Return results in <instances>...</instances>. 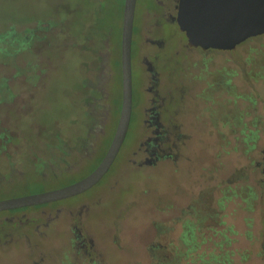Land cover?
Listing matches in <instances>:
<instances>
[{
  "label": "rangeland",
  "instance_id": "374dc122",
  "mask_svg": "<svg viewBox=\"0 0 264 264\" xmlns=\"http://www.w3.org/2000/svg\"><path fill=\"white\" fill-rule=\"evenodd\" d=\"M123 1L0 0V200L57 189L95 167L90 162L49 181H40L33 169L60 139L87 136L90 97H103L93 109L98 142L113 138L121 113ZM145 5L153 7L155 0L138 1L135 34L153 24L152 17L145 23ZM165 26L171 36L156 67L174 97L169 106L178 111L183 144L177 159L142 168L133 163L150 134L142 112L150 106L149 75L139 59L154 53L135 35V102L122 152L96 186L58 202L91 199L87 226L80 220L79 227L92 247H74L76 224L65 213L53 214L56 220L45 227L47 215L29 210L25 218L42 225L32 230L33 247L25 238L17 242V221L0 220V264H161L179 257L180 264H203L200 255L264 264L257 256L260 242L247 237L264 233V35L231 52L194 49L184 62V34Z\"/></svg>",
  "mask_w": 264,
  "mask_h": 264
},
{
  "label": "flooded vegetation",
  "instance_id": "af4514ba",
  "mask_svg": "<svg viewBox=\"0 0 264 264\" xmlns=\"http://www.w3.org/2000/svg\"><path fill=\"white\" fill-rule=\"evenodd\" d=\"M138 1L136 7L135 22L138 14L137 11ZM180 1L181 0H155V5L153 7L145 5L144 6V14L146 18L145 23L146 24L148 23L147 22L148 17H152L153 24H150V27L146 25L147 30H146V26H144L143 27L144 31L139 30L140 29L139 27L136 34H135V27H136L135 23L133 25L134 26L133 41L135 35H138L137 36L138 45L144 42L150 44L151 47L154 49L153 51L154 53L151 55L152 57L139 56L141 67H143L145 71L143 75H145L146 73L149 75V85L145 90H147V92L151 94L150 106L143 107L142 110L143 118H144L143 122L145 125H147L150 134L146 137L145 141L138 146V150L135 151L134 153L135 156L141 155V159L139 161L133 160V163L139 165V167L141 168L144 166L156 165V163L163 158L169 157L171 159L172 158L177 159V152L180 151L179 146L183 144L182 142L183 135H179L181 126L179 125L178 118L174 116V114L178 112L176 111L177 107H175L173 110L172 108H170V106L174 104V97L170 91L164 90L162 86L161 73H159L156 67V63L159 61L158 56L168 47L169 44L168 37L171 36L170 34L164 32L165 31L164 28L166 27L165 25H167L168 28H170L171 26H175L178 31H181L180 26L177 24ZM182 33L185 36V41H180L179 43L183 46L181 50H184V56L186 57L184 59L183 58L181 59L185 62L190 52H194V49L201 51L200 50L201 48H195L190 46L186 34L184 32ZM236 49L229 50V52L235 51ZM181 50L180 51L178 50L176 52L177 56L181 55L182 53ZM214 51L217 50H208L207 52L212 53ZM221 52H225V51H221ZM133 56L134 54H133V44H132L133 85H135V77L137 73L134 67L135 65H134ZM101 61L103 63L102 58ZM89 99L93 101V104L91 106H88V110L86 111L87 117L91 120V124H89L86 128L88 133L87 136L85 134L84 137L82 136L74 137L73 140L71 138L69 139L64 138V140L60 139L58 145L54 146V148H51V146L48 148V151H50L48 157L44 158L38 156L39 160H37L34 163L33 169L34 172L38 175L40 181H49L50 179L58 178L60 176L72 175L74 173L81 171L90 162L93 163L96 162L95 167L91 169L87 174L57 189L70 186L89 176L100 165V163L103 161L104 157L106 156L107 151L109 149L106 145L107 143L105 144L103 140L98 142V139L96 137V131L100 127L99 128L97 127L95 131L96 121L94 120V114H93V111L97 109V107L98 108L101 107L100 102L102 101L103 97H98V98L90 97ZM140 100H141L140 102H142V99ZM133 101H134V91H133ZM178 109L182 110V108H178ZM122 147L120 148L121 150L123 149ZM121 150L120 153L122 152ZM119 155L117 156V158L119 157ZM40 167H42V169H39ZM10 175L11 174L6 176L9 178ZM19 175L23 177L24 173L19 172ZM6 176H4L3 179H5ZM5 181L7 180L5 179ZM58 202L5 211L3 214L0 215V220L1 222L3 221L2 219H5L10 222L17 221L18 222L17 224L12 225L13 230L17 231V235L19 237L17 239V242H19L20 239L25 238L29 243L28 247H33L32 240L34 238V235L32 234L33 233L32 230L39 231L42 225L40 223L36 224L37 218H25L27 215L26 212H28L29 210H36L35 212H39V214L41 215H47V218L45 219L46 221L44 225L45 227H49L56 220L55 217L59 218L61 214L65 213L70 217L72 223L76 224L74 228L78 233L77 236H75L74 238L75 240L73 241L74 247L76 249H79L80 251H82L83 249L85 250L88 247H92L94 243L92 241L93 239L89 237L88 233H84L81 224H80L81 227H79L80 220L81 222L84 221L87 226V221L89 219V212H87L86 209H88L90 204L92 203L91 199H89V197L86 195L82 197L81 200L79 201L66 203V204H61ZM53 214H55V217L53 216ZM31 222H33V224H30ZM79 228H81V230ZM3 231L4 230H2V232ZM4 233L5 231L0 236V241L2 240V236L4 235ZM40 237L41 238L45 237V235L41 234ZM11 241H13L12 238ZM88 243H90L91 245L89 246Z\"/></svg>",
  "mask_w": 264,
  "mask_h": 264
},
{
  "label": "water",
  "instance_id": "95a60500",
  "mask_svg": "<svg viewBox=\"0 0 264 264\" xmlns=\"http://www.w3.org/2000/svg\"><path fill=\"white\" fill-rule=\"evenodd\" d=\"M138 0H125L121 64L123 99L118 126L106 156L86 178L70 186L0 200V212L34 207L69 199L96 186L108 173L123 146L133 113L132 44ZM177 24L189 45L202 50L229 51L264 35V0H181Z\"/></svg>",
  "mask_w": 264,
  "mask_h": 264
},
{
  "label": "trees",
  "instance_id": "16d2710c",
  "mask_svg": "<svg viewBox=\"0 0 264 264\" xmlns=\"http://www.w3.org/2000/svg\"><path fill=\"white\" fill-rule=\"evenodd\" d=\"M124 1H123V4H122V9H121V23L119 25V27H121L120 28V38H119V41H118L119 43L117 44V49H118V52L117 53H119L117 55V58L119 57L118 60H119V63H120V65H119V67H120V71H119V75H120V86H119V88H120V90L119 91H120V99H121V102H120L121 108H122V99H123V88H122V86H123V79H122V64H121V45H122L123 13H124V4H125ZM103 39L104 38H102L101 41ZM117 126H118V122L116 124V128H117ZM114 135H115V133L113 134V138H114ZM113 138H110L109 139V141L107 143L108 144L107 147H109L111 145ZM189 230H190V232L193 231L191 229H189ZM247 237H248V239L251 242H255V241L260 242V249H259V252L257 253V256L264 263V233H263V236L262 237H256V236H254L252 234V232H248L247 233ZM203 242H205V240H203ZM224 245H229V241L221 242L220 244H216V246H219L220 248H222ZM192 246H193V248L195 250V248L197 246V242L196 241H193ZM249 255H250V253H249ZM205 257H206L205 255H200L197 258L199 260H201L203 264H216V263L220 264V262H221V264H226V263L228 264L230 262V261L227 260L228 259L227 256L220 255L219 257H211L209 260H206ZM245 257H249V256L248 255L247 256L245 255ZM160 259L162 260L163 258H160ZM164 260L165 259H163L161 261V264H180V257H179V259L178 258L175 259V261L172 262V263H170L169 261H166L165 262Z\"/></svg>",
  "mask_w": 264,
  "mask_h": 264
}]
</instances>
